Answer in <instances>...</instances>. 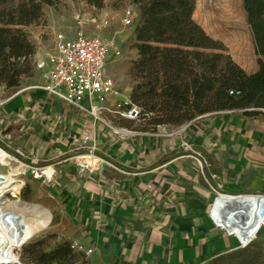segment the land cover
<instances>
[{"label":"crops","instance_id":"obj_1","mask_svg":"<svg viewBox=\"0 0 264 264\" xmlns=\"http://www.w3.org/2000/svg\"><path fill=\"white\" fill-rule=\"evenodd\" d=\"M118 58L107 65L116 92L95 114L36 87L45 82L38 66L8 95L1 86L0 143L33 163L51 162L39 168H53L51 177L43 172L45 187L63 235L93 249L80 252L79 264H203L241 247L211 209L220 192L264 193V114L230 109L135 129L137 120L107 109L133 89L117 84L111 62ZM35 59L47 61V53L37 50ZM236 61L248 73L258 68L257 60ZM202 150L221 165L215 186Z\"/></svg>","mask_w":264,"mask_h":264},{"label":"trees","instance_id":"obj_2","mask_svg":"<svg viewBox=\"0 0 264 264\" xmlns=\"http://www.w3.org/2000/svg\"><path fill=\"white\" fill-rule=\"evenodd\" d=\"M89 1L103 5L98 0ZM138 1L140 19L134 28L133 45L139 57L130 70L136 83L129 99L139 108L138 119L146 122L135 129L156 131L160 126H180L207 113L230 109L241 110L248 117L264 114V0H242L257 56L258 68L252 73L232 58L221 40L210 36L195 21L197 0ZM53 3L0 0V87L17 89L25 77L33 75L37 45L22 26L42 20L44 4ZM0 147L9 151L2 143ZM13 153L22 159L19 153ZM202 154L207 161L205 175L215 186L212 175L221 174V165L205 150ZM50 163L31 165L43 167ZM42 243H33L29 249L36 264L85 263L84 255L73 250L69 239L50 251L42 248ZM262 244L264 240H252L203 264H264Z\"/></svg>","mask_w":264,"mask_h":264},{"label":"rangeland","instance_id":"obj_3","mask_svg":"<svg viewBox=\"0 0 264 264\" xmlns=\"http://www.w3.org/2000/svg\"><path fill=\"white\" fill-rule=\"evenodd\" d=\"M14 1L17 3L20 0ZM53 1L52 5L44 4V17L42 20L28 26H22L29 38L37 45V50L48 53L54 46L57 32H65L70 37H74L77 30L83 27L88 33L101 34L117 42L122 50V55L111 62L114 65L113 72L117 78V84L122 88L129 85L134 87L136 81L131 77L130 70L133 62L139 57L138 50L133 45L134 28L140 19L139 1L98 0V2H102V6L92 4L89 0ZM11 4H13V1L7 5L10 6ZM127 9H132L135 14V24L132 26L124 24ZM193 18L210 36L221 40L226 45L228 53L235 61L239 60L244 64H250L257 60L242 0H197ZM98 23L102 25L100 29L97 28ZM36 67L37 60L35 59L33 75ZM15 90L10 88L5 95ZM136 120V126L146 122L141 118ZM187 149L190 150L189 147ZM6 152L14 157L17 162L25 165L24 171L14 176L15 179L21 181V190L19 192L8 191L6 199L16 203L15 207L18 213L25 212V209L32 212L35 209L34 207L37 206L30 205H38L51 215L49 226L36 233L31 240L22 245L17 251L22 264H36L29 253L31 245L43 241L42 248L50 251L56 247L57 243L65 239V235H63V229L59 226V217L52 209V201L46 191L45 182L47 177L43 173L45 168L37 169L39 167L32 166L33 162L26 158L23 153H19L22 157L20 159L10 151ZM30 169L34 173L28 175L27 172ZM0 173L4 175L13 174L10 167L1 164ZM252 240L258 242L264 240V228ZM262 246L264 247V244Z\"/></svg>","mask_w":264,"mask_h":264},{"label":"built area","instance_id":"obj_4","mask_svg":"<svg viewBox=\"0 0 264 264\" xmlns=\"http://www.w3.org/2000/svg\"><path fill=\"white\" fill-rule=\"evenodd\" d=\"M124 24L126 26L135 24V14L132 9L125 11ZM101 27V23H98L97 28ZM121 55L122 50L115 40L101 34L88 33L83 27L77 30L74 37L68 36L65 32H57L54 46L47 53V61H37V66L44 69L45 82L36 87L79 108H89L95 114L102 109L98 107V103L106 104L108 96L116 92V82L107 73V65L111 58ZM129 105L130 107H128ZM107 109H113L122 117L132 119L139 117V108L136 105H131L129 98L118 100L113 104V108L108 107ZM214 221L223 228L215 219ZM262 228H264V224H261L246 242L240 238L238 233H231L227 229H223L229 234L237 236L243 247L250 243ZM72 248L78 253L90 254L93 252L92 248H87L78 241L72 242Z\"/></svg>","mask_w":264,"mask_h":264},{"label":"bare ground","instance_id":"obj_5","mask_svg":"<svg viewBox=\"0 0 264 264\" xmlns=\"http://www.w3.org/2000/svg\"><path fill=\"white\" fill-rule=\"evenodd\" d=\"M0 164L2 166H8L12 169V175H4L0 173V264H19V255L17 249L22 245L20 243L19 229L21 228V234L23 245L31 240L36 233L47 228L50 224L51 215L44 208L38 205L34 207V211H28L18 213L16 211V203L6 199V193L19 192L22 187L21 181L15 179L16 174H20L24 171L25 165L12 157L9 153L0 148ZM48 176H52L53 168H47L44 170ZM28 175L34 173L33 170H28ZM224 197L218 195L215 199L217 206L224 201ZM245 199L240 210L237 209L235 214L230 213L229 216H223L219 213L217 208H214V218L217 223L230 231L236 232L240 238L246 242L249 240L257 229L264 224V218L259 214V202L255 197H244ZM29 205V204H28ZM248 206V207H247ZM16 211L15 215L19 216V223H15L11 218L4 219L3 214L7 211ZM31 212V213H30ZM247 215L243 222L238 217ZM20 227V228H19Z\"/></svg>","mask_w":264,"mask_h":264},{"label":"water","instance_id":"obj_6","mask_svg":"<svg viewBox=\"0 0 264 264\" xmlns=\"http://www.w3.org/2000/svg\"><path fill=\"white\" fill-rule=\"evenodd\" d=\"M37 169H40V168H37ZM219 195L223 196L225 199L218 206H217V201L215 200V202L213 203V207L211 209V216L212 217L214 216V212H213L214 208H217L219 213H221V215L230 217V213L231 212H233L235 214L237 209L240 210L242 207H246V206H241L242 203L245 200V199H242V198H244V197H255L258 200V202H259V214H260V217L264 218V193L229 194V193L220 192ZM3 216H4L5 220H8L9 218H11L15 223H19V216L15 215L14 211H12V210L5 212L3 214ZM246 217H247V215H245L243 217L239 216L238 218L244 222ZM8 222H9V220H8ZM19 233L20 234H19L18 239L20 240L21 245H23V241L21 240V238H22L21 228L19 229ZM18 250H19V248L17 249V251ZM18 263L22 264L20 259L18 260Z\"/></svg>","mask_w":264,"mask_h":264}]
</instances>
